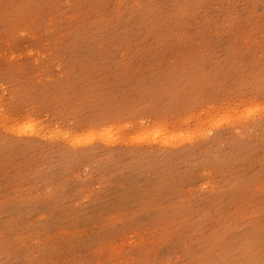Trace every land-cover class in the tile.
<instances>
[{
    "label": "rangeland",
    "instance_id": "rangeland-1",
    "mask_svg": "<svg viewBox=\"0 0 264 264\" xmlns=\"http://www.w3.org/2000/svg\"><path fill=\"white\" fill-rule=\"evenodd\" d=\"M0 264H264V0H0Z\"/></svg>",
    "mask_w": 264,
    "mask_h": 264
},
{
    "label": "bare ground",
    "instance_id": "bare-ground-1",
    "mask_svg": "<svg viewBox=\"0 0 264 264\" xmlns=\"http://www.w3.org/2000/svg\"><path fill=\"white\" fill-rule=\"evenodd\" d=\"M31 123V122H30ZM35 125V124H34ZM117 128V127H116ZM119 129V128H118ZM36 130V129H35ZM26 131V130H25ZM28 132V131H27ZM32 132V131H31ZM90 132V131H89ZM93 132V131H92ZM96 132V131H95ZM36 133V132H35ZM34 133V134H35ZM31 134V133H30ZM104 134V133H103ZM38 135H40V134H38ZM48 135V134H47ZM76 136V135H75ZM89 136H92V135H90L89 134ZM111 136V135H110ZM38 137V136H37ZM97 138V137H96ZM68 139V138H67ZM86 139V138H85ZM119 139V138H118ZM129 139H131V138H129ZM133 139V138H132ZM104 140V139H103ZM159 141V140H158ZM137 142H138V140H137ZM77 143H79V142H77ZM84 143V142H83ZM175 144V143H174Z\"/></svg>",
    "mask_w": 264,
    "mask_h": 264
}]
</instances>
